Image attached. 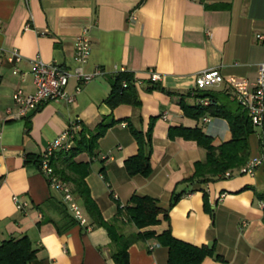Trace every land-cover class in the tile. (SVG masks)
I'll return each instance as SVG.
<instances>
[{"label":"crops","instance_id":"1","mask_svg":"<svg viewBox=\"0 0 264 264\" xmlns=\"http://www.w3.org/2000/svg\"><path fill=\"white\" fill-rule=\"evenodd\" d=\"M82 26L88 28L90 52L81 69L92 72L99 67L103 72L85 81L68 79L69 91L81 84L72 101L48 100L25 117H10L1 124L0 241L27 235L37 250L38 264H116L105 227L90 223L86 228L73 220L61 194L24 157L41 154L74 119L94 127L110 113L114 118L130 117L145 130L154 116L152 170L147 176L129 175L124 167L123 159L137 151L124 120L99 137L95 155H77L90 160L84 179L102 218L111 219L116 202L127 203L134 192L155 197L166 209L173 192L196 188L174 202L167 220L159 213V222L147 228L160 232L168 227L194 244L214 242L223 260L205 256L200 264H264V161L252 174L191 184L183 180L191 174L194 160L205 157L204 147L167 134L172 124H197L217 143L231 137L226 118L213 114L188 118L179 100L181 95L188 104L200 100L194 75L203 68L220 71L223 80L207 89L225 100L233 93L226 78L250 82L256 78L264 60V0H0V116L12 106L14 89L34 91L33 56L73 66L74 39ZM11 48L20 53L18 60L7 58ZM120 69L132 73L140 98L135 107L123 102L110 108L103 101L111 89L110 75ZM152 70L159 74L154 81L149 80ZM152 83L163 89L147 91ZM259 128L256 125L248 134V159L262 153ZM243 184L254 189H240ZM200 187L208 192L211 215L203 207ZM12 194L27 204L16 208ZM119 224L125 233L137 228L129 220ZM155 240L132 242L129 263L165 264L167 248Z\"/></svg>","mask_w":264,"mask_h":264},{"label":"trees","instance_id":"2","mask_svg":"<svg viewBox=\"0 0 264 264\" xmlns=\"http://www.w3.org/2000/svg\"><path fill=\"white\" fill-rule=\"evenodd\" d=\"M132 73L125 69L114 71L109 78L111 89L104 98V102L108 107L121 104L123 102L132 104L133 107L140 104L139 95L135 81L132 79ZM152 81V80H150ZM160 88L158 84L152 83L146 87V90ZM196 95L200 97L197 102H186L181 95L179 105L188 118L197 119L206 114L222 116L227 119L231 137L226 141L215 142L211 135L202 131V127L195 125L172 124L167 130L169 136H182L186 139L195 140L201 147H204L205 157L196 159L193 162V170L188 177L183 181L207 183L214 179H220L228 176H233L240 166L247 162L249 155L248 134L253 132L254 125L248 117L246 110L238 104L235 99L225 100L220 97L217 92L207 88L195 89ZM228 97V94H224ZM207 99L208 102L201 103L202 99ZM154 116L149 117L147 129L143 130L140 126L135 125L130 117L114 118L110 113L103 114L94 124V127H88L80 123V128L71 130L69 139L72 140L68 148H57L49 156V165L56 173L58 180L68 183L71 187V192L79 202L80 206L87 214V218L93 225H101L105 227L110 240L111 260L116 264H130L128 260V247L132 242L145 240L148 238L156 239L155 242L164 245L167 248L165 264H200L205 256H212L217 259H222L220 253L215 250V244L201 243L194 244L184 239L175 236L167 227L160 232H155L149 225L158 223L160 220L159 213L166 220L168 218V209L174 202L180 198L183 193L193 191L196 188L188 187L179 192L175 191L169 199L168 208H164L156 203V198L149 194L132 193L129 200L125 204L116 202V211L111 219H103L99 206L96 205L95 199L89 193V186L85 175L90 171V160H80L78 154L82 152L89 156L96 154L99 137L108 129L114 122H122L129 128L130 134L134 137L136 145V153L128 155L123 159L124 167L127 174H140L147 176L151 173L150 145ZM259 144H261L262 152L264 151V125L259 128ZM25 162H32L35 166L40 163V154L27 153L24 157ZM228 171L229 174L224 172ZM253 188L251 184H243L240 189ZM202 191V201L204 209L211 215V205L207 201L208 192L205 188H198ZM258 197L260 193L257 192ZM66 208V207H65ZM264 208V203H263ZM67 209V208H66ZM264 213V209H263ZM71 218H74L71 215ZM129 220L137 228L130 232H122L120 222ZM37 250L32 246V242L25 234L15 237H8L0 241V264H38Z\"/></svg>","mask_w":264,"mask_h":264},{"label":"built area","instance_id":"3","mask_svg":"<svg viewBox=\"0 0 264 264\" xmlns=\"http://www.w3.org/2000/svg\"><path fill=\"white\" fill-rule=\"evenodd\" d=\"M263 37V35H260ZM88 28L82 26L76 39H74L75 47L72 54L74 64L71 67L63 66V64L57 61H46L39 56H33L31 59L30 72L32 73V83L34 85V91L31 93H24L22 88L17 87L14 89L11 99L13 100L12 106H8L4 110V115L0 116V134L1 124L7 118L24 116L29 110L38 109L41 104L48 100L63 99L68 102L74 99V93L79 92L81 84H77L73 91H69L67 88V81L71 77L77 78L79 81H85L95 74L103 72V69L95 67L92 72H87L81 69V65L87 60L88 53L90 52V43L88 42ZM20 53L16 48L9 50L8 59H19ZM256 78L250 82L246 78H237L229 76L227 79L228 84L233 91L232 98L240 104L244 110H246L251 122L257 126L264 125V60L260 61L257 68ZM159 74L156 71H150L149 80L154 81ZM195 78V88L203 89L216 85L223 80L220 71L217 68H203L199 70ZM208 102L207 99H202V104ZM205 118V117H204ZM203 118V119H204ZM74 119L69 122V127L60 134L56 135L47 146L41 150L40 163L38 168L45 176L46 181L50 184L54 190L61 194L64 205L69 210L70 214L79 224L86 228L91 226L87 215L80 206L79 202L71 192V187L68 183L58 180L53 168L49 165V156L57 148H68L72 140L69 139L71 130H77L80 128V124ZM264 161V151L260 156L250 157L246 163L236 169L237 172L252 174L254 168ZM229 174L228 171L224 172ZM14 201L15 207L21 209L27 204L25 200H20L19 196L11 195ZM114 196H117L114 194ZM152 247V245H150Z\"/></svg>","mask_w":264,"mask_h":264},{"label":"rangeland","instance_id":"4","mask_svg":"<svg viewBox=\"0 0 264 264\" xmlns=\"http://www.w3.org/2000/svg\"><path fill=\"white\" fill-rule=\"evenodd\" d=\"M256 129V128H255Z\"/></svg>","mask_w":264,"mask_h":264}]
</instances>
